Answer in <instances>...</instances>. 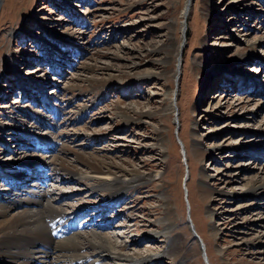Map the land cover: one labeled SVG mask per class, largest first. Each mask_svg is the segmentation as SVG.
<instances>
[{"label": "rangeland", "instance_id": "374dc122", "mask_svg": "<svg viewBox=\"0 0 264 264\" xmlns=\"http://www.w3.org/2000/svg\"><path fill=\"white\" fill-rule=\"evenodd\" d=\"M79 159L155 178L115 198ZM0 166L114 252L159 255L169 213L183 264H264V0H0Z\"/></svg>", "mask_w": 264, "mask_h": 264}, {"label": "bare ground", "instance_id": "6f19581e", "mask_svg": "<svg viewBox=\"0 0 264 264\" xmlns=\"http://www.w3.org/2000/svg\"><path fill=\"white\" fill-rule=\"evenodd\" d=\"M86 82L92 86L96 84L88 79ZM30 135L40 141L37 135ZM41 140L45 142L42 147L49 145L47 138L43 137ZM197 154L199 157L203 156L200 151H197ZM79 160L88 167L89 174L72 170L63 164L56 170L69 179L78 177L90 180L94 188L100 187L107 190V193L117 194L115 198L123 195L122 190L144 184L155 178V176H145L140 173L120 175L121 172L118 173L119 176H116L113 170H104L82 159ZM36 161V158H32L27 166L22 164L21 167H26L30 172L33 167L41 169L47 164V162ZM41 184L39 182L35 188L31 185L28 187L19 185L22 189L15 188V191H19L16 197L10 195L5 201H0V264H106V260L115 264H149L154 259H158L159 255L171 256L172 263L183 264L187 258L186 251L175 245L177 240L172 243L169 213L160 224L162 230L159 231L165 237L166 249L159 255L134 257L135 255L125 254V252H114L115 246L96 232L86 237L80 233H73L74 230L79 229L74 226L77 220L70 221L64 210L55 208L49 200H46L48 197L46 193L43 189L39 190ZM251 193L254 192L251 191ZM22 194L25 196L24 199L20 197ZM112 200L115 199L112 198ZM165 207L169 211L167 204ZM71 226H74V229L69 231Z\"/></svg>", "mask_w": 264, "mask_h": 264}, {"label": "water", "instance_id": "95a60500", "mask_svg": "<svg viewBox=\"0 0 264 264\" xmlns=\"http://www.w3.org/2000/svg\"><path fill=\"white\" fill-rule=\"evenodd\" d=\"M189 4H190V3L188 2L186 6L189 7V6H190ZM176 79H177V78H176ZM187 174H188V172L186 171V176H187Z\"/></svg>", "mask_w": 264, "mask_h": 264}]
</instances>
